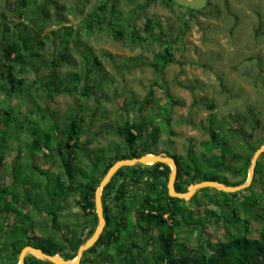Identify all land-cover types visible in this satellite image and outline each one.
I'll list each match as a JSON object with an SVG mask.
<instances>
[{
  "label": "rangeland",
  "instance_id": "1",
  "mask_svg": "<svg viewBox=\"0 0 264 264\" xmlns=\"http://www.w3.org/2000/svg\"><path fill=\"white\" fill-rule=\"evenodd\" d=\"M21 1L26 3L24 9L19 8ZM35 1L0 0V26L9 33L15 25H19V31L24 25L30 28L31 21L43 19L46 7L50 18L44 35L48 39L40 57L48 60L56 53L52 43L59 39L55 32L67 27L70 31H60L64 36L60 42H70L69 53L75 66L65 65L60 71L62 77L71 74L72 84L68 85L74 89H62L49 96L42 86L49 81L42 76L47 70L33 72L29 68L23 91L9 100L10 107H21L12 117L10 112L8 120L2 122L4 128L0 127V152L14 151L1 163L0 188L10 185L14 177L17 186L11 192L19 191L21 197L20 208H16L21 213L4 214L10 231L16 225L23 231L18 234L23 242L39 239L46 249L61 246L65 239L75 241L73 230L78 231L81 240L87 237V221L92 224L93 215L88 214L89 220L83 216L80 188L88 179H100L110 159L123 152L124 142L117 129L127 120L146 125L136 139L135 148L141 152L175 153L180 157L187 153L182 164L178 159L179 166L192 173L184 184L191 183L193 173L199 178L215 176L231 184L239 180L237 170L241 165L233 155L245 156L251 148L264 143V0H210L204 10L194 13L158 0H148L145 6V0ZM102 2L107 6L104 17H111L119 25L115 27L120 32L118 37L106 30V25L98 31V25L92 22L93 29H87L89 23L85 19ZM110 5L116 11L112 16ZM137 5L142 9H135ZM19 12L26 13L29 20L19 18ZM147 21L151 22L150 27ZM167 46L173 62L155 72L153 65L161 64L156 54ZM57 51L61 52L59 48ZM94 58L99 65L95 66ZM88 77L89 84H93V79L99 84L86 97L80 95V90ZM78 79L81 81L75 83ZM78 112L83 119L80 143L84 151L74 163L76 178L68 183L62 168L65 151L62 158L54 151L43 158L40 154L36 160L39 152L31 153L26 144L37 138L42 144L48 141L49 149H61L68 122ZM19 120L24 125L22 130ZM210 130L225 144L222 158L220 152L214 151L215 143L206 141ZM15 163L19 164L16 168ZM57 176L66 184L63 197L53 187ZM211 191L214 190L199 192L197 199L205 198ZM56 194L60 196L55 197ZM245 195L243 192L235 199L218 194L221 203L227 199L239 201ZM196 200L191 203L200 207ZM232 207L237 208V203ZM4 235L0 237V249L5 244ZM7 250L12 252L10 247ZM70 250L69 247L62 252L67 254ZM6 254L1 249L0 264L8 263Z\"/></svg>",
  "mask_w": 264,
  "mask_h": 264
},
{
  "label": "trees",
  "instance_id": "2",
  "mask_svg": "<svg viewBox=\"0 0 264 264\" xmlns=\"http://www.w3.org/2000/svg\"><path fill=\"white\" fill-rule=\"evenodd\" d=\"M158 1L160 3H166V6L168 5V2L170 3L172 2L171 0H158ZM31 2L34 4L36 1L31 0ZM147 2L148 0H145V3H143L144 4L143 6H145ZM137 6L139 7L135 9L137 10L142 9L140 5H137ZM25 7H26V3L24 1H21L19 8L24 9ZM113 8L114 7L111 5L108 8L110 16H112V14L116 12L114 11ZM106 9H107V6L105 5L104 2H102V4H99L96 7L95 9L96 12H92L91 14L88 15V17L85 19V22L87 21L86 23H89L87 25V29L88 30L93 29L92 25L93 23H95L98 25L97 30L101 31L102 25H106L107 27L106 30L113 31L114 35L118 37L120 36V32L115 27L119 25L114 24L113 19H111V17L109 19L108 18L106 19L104 17V12ZM187 11L189 13H194V11L190 9H187ZM18 16L22 20H24V18L27 21L29 20L28 19L29 16L26 13L19 12ZM42 17L43 19L39 21H36V20L31 21L32 26H30V28L29 27L27 28V25H24L25 27L24 29H22V31L17 30L19 25H15L14 27L15 29L11 31V33H9L8 29L5 30V27H3L2 25L0 26V112H3L4 114L3 117H0V126L2 127V129L4 128L2 126V122L3 120H8V118L10 117V112L12 113L11 114V117H12L13 114H18V111L21 108L20 104L18 105L16 104L15 106L10 107L9 100H11L15 96L17 97L20 94V92L23 91L22 88L25 84V74L27 73L29 68L33 72H36V70H39L41 68L47 70V74L42 75V76H43L44 81L46 79H48L49 81H46L45 83L46 85L44 84L42 86H44V88L46 87L44 91L49 96H51L52 93L61 92L62 89H66V90L74 89V88L73 89L70 88V86L68 85V84H72V81L69 79L71 74L68 76L62 77L61 76L62 72L60 71V68L65 65L75 66V61L69 53L70 48H71L70 42L68 41L65 45H63L60 42V39L62 36L60 31L62 30L70 31V30L67 27H61L60 29H58L55 32V34H56V37L59 39V42L53 41L52 43L53 45H56V53L51 54L50 57H48V60H45L44 58L41 59L40 51L45 46V39L46 38L48 39V37L44 35L45 24L47 20L50 18L46 7L43 9ZM127 24L129 25L130 22L127 21ZM150 26H151V22L147 21V27H150ZM67 37H69L70 39L71 35L69 34V36ZM160 43L163 44V42L161 41ZM58 48L59 50H61V52L57 51ZM169 48L170 46H167V48H164L163 51L156 54V59L158 62H161V64L153 65L155 72H161V69L163 67L173 62V57H172V54ZM33 61L34 62L36 61L39 64L33 65L32 64ZM94 64L95 66L99 65L98 61L95 58H94ZM84 80H85V85L80 90V95L88 97L91 94V92L95 90V86H97L96 84H99V83L93 79L92 80L93 84H89V82H91L89 81L91 80V78H89L88 81H86V78ZM80 81L81 79H78V81L75 83H79ZM33 83H35V81H33ZM2 102H4L3 105L6 104V107H2L3 106L1 105ZM15 116L17 117V115ZM72 118L73 119L70 118L71 120L69 119L70 121L68 122L66 137H65V140H64V143L61 149L60 148L59 149H54V148L49 149L48 141L46 142V144H42L37 140V138L36 139L33 138L30 144L27 143L28 144L27 149H29L31 153L39 152V154H43L44 156H50L49 152L56 151L57 154L60 155L61 157L63 154V151H65L66 159L62 157L61 158H62L63 175L66 178V181L68 183H73L74 179L76 178L74 163L81 158L82 155H80L79 153H83L84 151V148L80 143V138L83 135V130L81 126V124L83 123V119L81 115L79 114V112L75 114L74 117ZM19 129L22 130V126L19 125ZM145 130H146V125L144 122L135 123V122H129L127 120L120 127H118L117 134H119L122 137V139L124 140V144L130 145L132 144L134 140L140 137ZM211 134L212 136H216L215 131H211ZM215 145L217 146V144ZM256 149L257 147L251 148L249 152L246 153L245 156H242L241 154L233 155L232 158L240 161V165H241V167L237 170L239 172L238 175L240 176L237 182L231 184L228 181L218 180V178H216L215 176L199 178V176H197V173H193L191 183L187 185L182 182L184 185L182 184L178 186L176 188V191L184 192L186 191L187 187L192 185L194 182H200V181H206V180L217 181L225 185H229V186H237V185L244 183L247 177V172H248V168L250 165L251 157ZM223 151L222 153L224 154ZM145 154H154V153L143 150L140 156L145 155ZM32 156H34V154ZM4 157H5V152L4 153L0 152V166L4 160ZM16 157H19V155H16ZM134 157H138L135 152L130 156H126V155L113 156L108 162V164L101 171L100 179H97V180L88 179L89 182L82 185V187L80 188L81 189L80 192L82 193L81 201L85 203L83 205V210L84 211L88 210V212L86 213L93 215V221H92L93 227L95 226L96 221H97L96 214L94 211L95 209L94 208V195H93L94 189L97 187L98 183L100 182V180L102 179L106 171L109 169V167L114 162L118 160H122V159H130ZM169 157H172V156H169ZM18 166L19 164L17 163L13 165L14 168ZM135 167L140 168L141 165H136ZM149 167L154 168L159 174H162L165 179L169 175L170 169L167 165L157 163ZM127 169L128 167L120 168L115 173L114 177L111 179V181L106 187L113 186L114 182H118V178L122 177L124 173H126ZM189 173L190 172H188L185 169V172L183 173V175L179 174V178H182L183 176L187 177ZM77 175H81L84 180H87L85 176L83 175V173L78 172ZM142 176L143 177L145 176L144 172ZM13 179H14L13 183H11L8 186L6 185L2 186L0 188V215L9 214V213L18 215L21 213V211L16 209L19 207L18 203L20 202V199H21V197L18 195L19 191L15 192L16 194L11 192V189L17 186V182L14 177ZM139 182L141 183V180H139ZM160 185L167 199L172 200L174 202H179V201L181 202V200L179 199L171 198L168 196L164 181L162 183L160 182ZM181 186L182 187L185 186V189L182 190ZM35 187H38V184H35ZM53 187H54V190H57L61 193L62 197L65 196L66 184L60 181L59 176L56 177L55 184L53 185ZM257 189H259V191ZM203 190H209V188L198 190L196 194L191 198V201L194 199H197L198 193ZM243 192L247 193V195L243 196L242 199H239V201L237 202L233 200L231 201V203L224 202V205L226 208L229 209L231 208V205L236 202L238 207L242 208L243 212L240 211L242 214L245 213L244 215H252L253 219L256 222L260 223V227H261L260 228V235H261L260 238L259 237L249 238V237L242 236V235L228 237V239L225 242L219 244L217 247H214L215 252L213 253L212 257L208 256V253H207L205 256H199L197 260H195L192 264H264V222H263L264 221V153H262L257 160L254 178L252 180L251 185L248 188L242 191H239L237 193H233V194H227V193L214 190L212 194L205 196V198H209V201H208L209 204L214 203L218 205V203L215 202V200L219 197L218 194H221V196L223 197L229 196V197L236 199L238 195H241ZM56 196H60V195L56 194L55 197ZM14 204H15V207L13 208ZM144 210H148L149 213H154L161 217L162 215H164L170 210V206L168 204L166 205L158 204L156 206L146 205L144 206ZM230 211H232L233 213L232 217L236 219L237 217L235 216L236 214L234 212V208L230 209ZM142 214H143V211H142ZM191 215H193V212H191ZM233 223H237V222L235 221ZM244 229H247V228H244ZM5 230H6L5 227L0 225V237L3 236L4 233L8 232ZM21 231L22 230L19 229V227L15 225L13 230L10 231L7 234V236L4 235V238L6 240H5L4 247L1 249H3L5 254L7 253L6 254L7 261H8L7 264H17L18 254L25 246H31L33 248H38L42 252L48 255L58 254V256H60L61 258L65 260H72L75 258L77 249L79 247L78 245L80 244V242H77L76 240L75 241L72 240V243H71V242H68L67 239H65V242L62 243L61 246L55 245L54 248L46 249L41 245L42 241H40L39 239L37 241H34L33 243L23 242V240L20 239L18 235ZM91 233L92 231L89 232L87 239L91 236ZM10 234L12 236L11 241H10V237H11ZM105 235L106 234L103 233L100 236L99 242L101 243L103 242V238L106 237ZM107 235L112 236L113 232H110ZM68 245L71 248L70 252L67 254L63 253L62 251L64 249L69 248ZM9 247L12 248L11 251L14 253L7 250V248ZM86 255H87V252L85 251L81 258L80 264L87 263ZM25 264H52V263L37 259L34 256L29 254L25 257Z\"/></svg>",
  "mask_w": 264,
  "mask_h": 264
},
{
  "label": "flooded vegetation",
  "instance_id": "3",
  "mask_svg": "<svg viewBox=\"0 0 264 264\" xmlns=\"http://www.w3.org/2000/svg\"><path fill=\"white\" fill-rule=\"evenodd\" d=\"M209 1L207 0L205 7L201 10L208 6ZM173 4L175 3L173 2ZM207 137L206 141L210 140L217 144L214 151L220 152L222 158L225 144L217 136H212L211 133ZM136 144V140L130 145L124 144L123 152L116 155L130 156L135 152L139 157L141 150L135 148L138 147ZM166 155L172 156L171 158L174 159L177 166L174 183L176 190L181 182L188 180L192 174L189 173L187 177L179 178V174L183 175L185 172V169L179 166V161L182 164L187 153L184 157L175 153H166ZM135 166H126L128 169L122 177L118 178V182H114L113 186L106 187L101 192L105 219L102 234L105 233L106 237L103 238L102 243L98 239L86 251L87 264H192L199 256H205L207 253L212 257L215 252L214 247L225 242L228 237L242 235L249 238H260V223L256 222L252 215L239 213L238 211L243 212V210L241 207H237L234 208L237 217L235 219L230 211L233 207L221 208V205L225 206L224 202L231 203L232 199L224 200L221 203L219 197L215 200L218 205L209 204V198L195 199V204H200V207L193 205L191 199L174 202L166 198L160 185V182L163 181L166 185L168 177L165 179L154 168L144 165H141L140 168ZM143 172L145 173L144 177L142 176ZM84 204L82 201L79 207L83 208ZM158 204H168L170 210L161 217L144 210L146 205L156 206ZM86 212L88 210L82 214L84 218L88 219L89 216ZM5 217L6 215H0V225L5 227V231L10 232V225L5 223L8 220ZM235 221L237 223H233ZM87 224V232L92 231L93 233L97 221L94 227L90 221H87ZM127 228L128 232H125ZM72 232L76 238L74 239L80 242L78 246L87 240V237L81 240L77 236L78 231L73 230ZM110 232H113L112 236L107 235Z\"/></svg>",
  "mask_w": 264,
  "mask_h": 264
},
{
  "label": "water",
  "instance_id": "4",
  "mask_svg": "<svg viewBox=\"0 0 264 264\" xmlns=\"http://www.w3.org/2000/svg\"><path fill=\"white\" fill-rule=\"evenodd\" d=\"M176 5L189 8L191 10H200L205 7L207 0H172ZM264 153V143L257 148L252 157L250 166L248 169L247 177L244 183L237 185V186H229L225 185L223 183L213 181V180H206V181H200L198 183L192 184L188 187L186 192H177L175 190V180L177 176V166L173 158L167 156L166 154H145L138 158H132V159H125V160H118L114 162L109 169L107 170L106 174L102 178V180L99 182L97 187L94 189L93 195H94V208H95V214L97 218V224L95 226V229L92 233V235L82 244L78 247L76 255H75V261L71 262L70 260H64L63 258L56 255H48L42 252L38 248H33L31 246H25L19 253L17 264H25V257L27 255H32L37 259L48 261L52 264H80L81 258L83 256V253L87 251L90 247H92L100 237V235L103 232L104 226H105V219L103 217V209H102V203H101V191L105 188V186L110 181L111 177L115 175V173L122 167L126 166H134V165H144V162L148 159H151L152 164H164L169 167V176L167 178L166 188H167V194L171 198H177L184 201H189L198 190L204 189V188H211L213 190L224 192L228 194L237 193L239 191H242L246 188H248L253 180L255 167L257 164V160L259 156Z\"/></svg>",
  "mask_w": 264,
  "mask_h": 264
},
{
  "label": "bare ground",
  "instance_id": "5",
  "mask_svg": "<svg viewBox=\"0 0 264 264\" xmlns=\"http://www.w3.org/2000/svg\"><path fill=\"white\" fill-rule=\"evenodd\" d=\"M180 7H181V6H180ZM183 8H184V7H183ZM202 9H203V8H202ZM190 10H191V9H190ZM200 10H201V9H200ZM262 144H263V143H262ZM262 144H261V145H262ZM261 145H260V146H261ZM260 146H259V147H260ZM259 147H258V148H259ZM141 156H142V155H141ZM139 157H140V156H139ZM134 158H138V157H134ZM130 159H132V158H130ZM122 160H125V159H122ZM145 162H146L148 165H150V166L153 165V164H152L153 161H151V159H148V160H146ZM250 162H251V161H250ZM256 165H257V164H256ZM134 166H135V165H134ZM144 166H145V164H144ZM249 166H250V165H249ZM129 167H132V166H129ZM122 168H123V167H122ZM255 168H256V167H255ZM248 169H249V168H248ZM106 172H107V171H106ZM247 173H248V172H247ZM105 174H106V173H105ZM105 174H104V175H105ZM254 174H255V171H254ZM103 177H104V176H103ZM103 177H102V178H103ZM113 177H114V176H112L111 179H112ZM253 178H254V176H253ZM111 179H110V181H111ZM101 180H102V179H101ZM101 180H100V181H101ZM110 181H109V182H110ZM109 182H108V184H109ZM98 184H99V183H98ZM108 184H107V185H108ZM107 185H106V186H107ZM106 186H105V187H106ZM104 189H105V188H104ZM104 189H103V190H104ZM101 192H102V191H101ZM223 193H224V192H223ZM227 194H228V193H227ZM100 198H101V196H100ZM101 203H102V198H101ZM99 238H100V237H99ZM99 238H98V239H99ZM97 241H98V240H97ZM18 255H19V254H18ZM59 257H60V256H59ZM64 260H65V259H64ZM70 261H71V262H74V261H75V258L72 259V260H70Z\"/></svg>",
  "mask_w": 264,
  "mask_h": 264
},
{
  "label": "crops",
  "instance_id": "6",
  "mask_svg": "<svg viewBox=\"0 0 264 264\" xmlns=\"http://www.w3.org/2000/svg\"><path fill=\"white\" fill-rule=\"evenodd\" d=\"M18 123H20V126H24V125H22V122H20V120L18 121ZM0 127H1V126H0ZM1 128H2V127H1ZM210 131H213V130H210ZM210 133H211V132H210ZM23 141H24V140H23ZM16 145L19 146L18 143H17ZM27 148H28V146H27V144H26V149H27ZM13 152H14V151H13ZM13 152H11L10 154H9V153H6L5 156H10V157H11V156L13 155ZM16 152H17V151H16ZM34 156H35V155H34ZM39 156H40V154H38V156H36V160L38 159ZM41 156H42V155H41ZM43 157H46V156L43 155L42 158H43ZM12 183H13V182H12Z\"/></svg>",
  "mask_w": 264,
  "mask_h": 264
}]
</instances>
